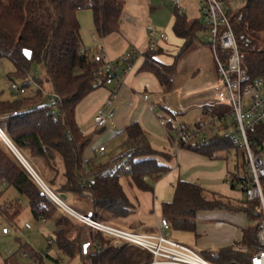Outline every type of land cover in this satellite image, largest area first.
I'll return each instance as SVG.
<instances>
[{
  "label": "trees",
  "instance_id": "1",
  "mask_svg": "<svg viewBox=\"0 0 264 264\" xmlns=\"http://www.w3.org/2000/svg\"><path fill=\"white\" fill-rule=\"evenodd\" d=\"M92 1V5H89ZM91 10L95 33L107 38L120 29L124 10L122 0H0V59L9 61L14 68L9 80L18 82L32 75L33 66L44 68L46 81L53 85L61 101L55 104L43 102L42 80H36L39 90L32 97L5 100L0 91V130L27 161L42 168L41 161H49L59 155L64 164V178L60 189L63 194L85 197L93 206L86 215L109 224L111 220L128 218L135 212V205L128 198L121 184L127 177L130 184L143 192H152L153 184L170 171L161 159L170 161L171 156L156 151L149 144L146 134L138 123L126 128L128 141L134 148L117 157L113 162L119 166L108 169V164L85 163V150L92 143V136L80 134L76 123L77 106L94 90L97 73L103 64L99 53L81 54V24L78 13ZM229 16L239 45L242 65L256 79L264 76V0H247L244 8L230 11ZM208 27L199 21H189L185 15L175 13L174 32L185 40V44L171 66L156 62L153 52L146 55L142 70L155 74L160 82L169 87L177 62L194 45L197 33ZM25 50L31 51L28 59ZM28 87L30 84H22ZM222 109V110H221ZM228 108L211 111V116L221 115ZM227 125L205 141H194L181 148L208 158L219 154H234L235 169L229 173L228 181L233 189L245 170L246 151L233 144L227 135L221 134ZM250 138L264 141V123L257 126ZM1 139V138H0ZM85 167L90 174L108 171L106 177L93 186H84L81 177ZM53 182V181H52ZM54 184V183H53ZM264 184V182H263ZM15 188L29 200L33 215L46 220L56 219V242L61 251L80 264H152L153 256L146 250L129 244H117L114 238L87 228L74 237L71 220L40 189L19 159L0 143V189ZM259 202L235 200L204 189L198 183L179 180L174 198L163 204L162 212L171 229L195 232L196 217L200 212L228 211L243 213L260 222ZM15 213L9 215L5 208L1 212L9 218L20 213L16 204ZM80 213V212H79ZM259 225V224H258ZM256 228L244 232L241 248L220 251H202L201 255L214 264H251L259 250ZM85 226V225H84ZM86 227V226H85ZM95 244L107 246L98 254ZM85 245L89 248L85 249ZM91 246V249H90ZM35 262L44 264L42 254L23 247Z\"/></svg>",
  "mask_w": 264,
  "mask_h": 264
},
{
  "label": "crops",
  "instance_id": "2",
  "mask_svg": "<svg viewBox=\"0 0 264 264\" xmlns=\"http://www.w3.org/2000/svg\"><path fill=\"white\" fill-rule=\"evenodd\" d=\"M122 1L124 2V10L120 29L117 33L107 38L102 39L96 35L94 19L93 24L91 21L90 26L87 27L84 24L85 16L82 17L80 14L88 10H82L78 13V19L81 24L82 49L92 53H99L100 50H104L107 53L106 59L115 62L138 51L146 54L134 61L131 70L124 76V83L118 88L117 98L110 112L111 119L116 124V127H113L110 123L106 128H97L94 124V116L100 109L104 108L111 92L117 88L115 84L97 88L88 95L76 108V123L81 135L92 136V143L85 150V163L88 161L97 163L98 155H102L99 154V148L104 147L102 141L105 137L102 136V138L95 140L96 134L105 130L103 135L110 136V139L123 134L126 136V128L135 123L141 126L153 149L171 156L170 161L161 159V163L169 166L170 171L153 184L152 192L138 190L130 184L129 180V186L136 188L139 192L135 197H132L125 190L122 182L123 177L121 178L124 191L135 205V212L128 218L114 219L109 223L118 228L122 227L121 229L129 228L127 229L128 231H139L154 235L158 232L157 228L160 220L164 218L162 212L163 204L173 200L175 186L179 180L198 183L206 190L218 192L225 197L238 201L246 198L237 184L236 189H233L228 181L229 173L234 172L235 169L236 160L234 154L222 153L215 158H208L183 149L180 147L176 132L180 124L193 127L200 121L211 117V111L213 112V110L221 107L227 108L223 103L225 100L223 92L218 87L215 89L214 87H205L201 90L202 94H212L214 99L206 100L205 97L185 113L164 108L160 104V98L163 101H167V97L171 95L176 72L188 62L189 59L187 58L196 55V53L198 58L195 57L191 61L189 64L190 68H199L201 59L208 61L211 64L212 75L218 80L217 68L208 41L207 43H202L199 38L201 31L197 33L193 47L177 62L171 79L172 84L166 87L155 74L142 70V67L145 63L146 55L152 52L156 62L165 66L174 64L176 57L185 44V40L178 37L174 32L177 9H174L175 6L169 0ZM192 1L182 0L180 7L185 11V16L189 21H199L197 20V13L191 4ZM223 1L231 11L240 10L247 3V0ZM170 9L173 11H170ZM150 28L155 31L154 35H150ZM206 32L208 34V31ZM161 33H165L168 36L167 41L159 38ZM152 43L156 45L154 50H151ZM147 94L150 95V98ZM145 96H148V99H145ZM161 119L168 121L167 126L164 127L160 124ZM222 132L221 134L225 135ZM174 133L177 139L173 136ZM125 139H127V136ZM126 141L131 148H134L133 142L128 141V139ZM105 152H107V148H105ZM230 161H233V165L230 164ZM60 193L62 192L60 191ZM59 213L64 215L62 210ZM89 213L86 215H89ZM196 220L197 228L195 232L171 229L169 236L172 241L183 244L200 254L202 251L241 248L244 232L256 228L259 224L246 214H234L228 211L200 212ZM53 244L49 245L52 246Z\"/></svg>",
  "mask_w": 264,
  "mask_h": 264
},
{
  "label": "built area",
  "instance_id": "3",
  "mask_svg": "<svg viewBox=\"0 0 264 264\" xmlns=\"http://www.w3.org/2000/svg\"><path fill=\"white\" fill-rule=\"evenodd\" d=\"M169 1L176 7V12L185 15V11L180 7L182 0ZM89 5H92V1H89ZM201 5L203 24L209 29L208 44L212 50L217 68V86L225 96L223 103L228 108V111L202 120L193 127L180 124L176 132L180 145H188L194 141H205L217 132L220 127L227 125L225 135L230 138L233 144L245 149V170L236 184L240 187L247 200L259 202L258 211L261 220L256 237L260 248L252 257L251 264H264V141L260 143L250 138V134L256 131L257 126L264 123V76L254 79L244 69L239 45L229 16L231 10H229L225 2L223 0H201ZM154 33L155 31L150 28V35H154ZM159 38L165 41L168 40V36L165 33H161ZM155 46L152 43L151 50H154ZM88 52L90 51L82 48L80 50L81 54ZM145 54V52L138 51L115 62L107 60V53L104 50H100L99 55L103 59V64L97 73L95 87L102 88L115 84L117 88L111 92L104 108L100 109L94 116V124L97 128H106L110 123L113 127H116V124L111 119L110 112L117 98L118 88L124 83V76L131 70L134 61L138 57L145 56ZM1 61L0 59V65ZM29 79L28 83L31 85L34 82L32 75ZM6 85L15 94L24 95L26 93V87L19 82L10 80ZM145 99H148V96H145ZM59 101H61V96L55 92V94L49 96L48 104H55ZM160 124L165 127L168 121L161 119ZM0 137L12 149L44 194L58 208L67 212L74 220L85 225L93 232H100L114 238L117 244L134 245L146 250L153 256L152 264H214L197 251L172 241L169 236L170 223L166 218L160 220L157 228L158 232L154 235H149L102 223L91 216L77 212L66 204L59 193L54 192L46 185L1 130ZM104 152L105 147H100L99 154ZM107 174L108 171L90 174L85 167L81 183L84 186H93L99 179L106 177ZM40 219L43 223L47 221L43 217ZM28 228H30L29 225ZM49 244H53V241H49ZM106 248L107 246L95 244L94 249L98 254H101ZM23 256L25 258L29 257L26 252H24ZM232 264L240 263L233 262Z\"/></svg>",
  "mask_w": 264,
  "mask_h": 264
},
{
  "label": "rangeland",
  "instance_id": "4",
  "mask_svg": "<svg viewBox=\"0 0 264 264\" xmlns=\"http://www.w3.org/2000/svg\"><path fill=\"white\" fill-rule=\"evenodd\" d=\"M200 2L201 0L195 2L192 1L191 4L194 7V11L197 13V20H199V22L202 24L203 16L201 13L202 5ZM175 8L176 7H174V9ZM170 11L173 10L170 9ZM80 15L82 17L85 16L84 24L87 27L91 25V21L93 24L91 10L84 11ZM199 38L202 43H207V32L202 30L199 33ZM195 57L198 58L197 53L196 55H192L191 57L187 58L189 59L188 62L182 65V68H179L178 72H176V78L171 95L167 97V101H163L160 98V104L162 107L175 110L180 113H185L205 97L206 100L214 99L212 94H202L201 92V90L207 86L214 87V89L218 87V80L212 75L213 73L211 70V64L208 61L201 59V65L199 68L192 69L190 68L189 64ZM1 62L0 91L2 92L3 98L5 100L32 97L40 88L39 84L36 82L37 79L43 81L41 88L43 92L44 103H48L49 96L55 94L53 85L46 81V75L43 66L38 64L33 66L32 78L34 79V82L25 88L26 93L24 95L13 93L6 85V83L10 81L9 75H12L14 72L13 65L7 60H2ZM17 81L20 84H26L30 81V79H20ZM148 96L150 98V95ZM150 102L152 103V101ZM161 111L160 113L162 114ZM104 132L105 130L99 134H96L94 138L96 140L102 138V136L105 137L103 138L102 144L105 148H107V152L103 153L102 155H98V159L96 160L97 163L95 164H108L109 170L115 169L119 166V164L113 161L117 157L126 154L133 148H131L129 143H127V139H125L126 136L124 134L118 135L116 137L114 136L110 139V136L106 134L103 135ZM222 133L225 134V131ZM173 136L176 137V134L174 133ZM0 143L12 151V149L2 139H0ZM128 148L130 149L128 150ZM12 153L14 152L12 151ZM41 162L44 167V172H42L41 167L33 165L30 162L29 164L50 189L62 196L63 200L68 206L77 212H83L85 214H88L89 211L94 210L91 203L85 197L60 193V187L65 181V178L64 164L59 155L55 154L53 159H50L47 162ZM230 164L233 165V161H230ZM241 174H243V170H241ZM122 182L125 190L132 197H135L136 194L139 193L136 188H131L129 186V179L127 177H123ZM16 204H18L20 208V213L16 217L9 218L7 215L1 212L2 208H5L9 215L12 216L13 213H15L14 209H16ZM63 213L64 215L68 216L71 219V223L74 224L72 228V236L75 237L77 232L81 230L84 231L87 228L81 225V223L77 220H74L67 212L63 211ZM28 225L30 228H28ZM56 237V219H50L47 221V223H43L41 219H37L33 215L29 206V200L26 196L20 194L13 187L0 189V264H15V262H17V264H39L35 262L33 258H25L23 256L25 252L22 251L23 247H28L30 251L33 250L35 253L42 254L44 264H80L79 259H72L59 249L56 242ZM49 241H53L54 244L50 246ZM92 250H94V248Z\"/></svg>",
  "mask_w": 264,
  "mask_h": 264
},
{
  "label": "water",
  "instance_id": "5",
  "mask_svg": "<svg viewBox=\"0 0 264 264\" xmlns=\"http://www.w3.org/2000/svg\"><path fill=\"white\" fill-rule=\"evenodd\" d=\"M24 53H25V55H26V57H27L28 59H31V57H32V53H31V51L25 50ZM63 197H64V196H63ZM85 249H88V245H85Z\"/></svg>",
  "mask_w": 264,
  "mask_h": 264
}]
</instances>
